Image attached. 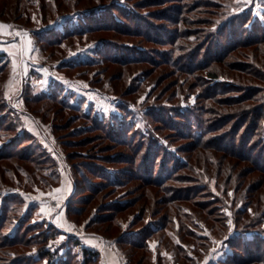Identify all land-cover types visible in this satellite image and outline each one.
<instances>
[{
  "label": "rangeland",
  "instance_id": "1",
  "mask_svg": "<svg viewBox=\"0 0 264 264\" xmlns=\"http://www.w3.org/2000/svg\"><path fill=\"white\" fill-rule=\"evenodd\" d=\"M0 25V264H264V0H0Z\"/></svg>",
  "mask_w": 264,
  "mask_h": 264
},
{
  "label": "trees",
  "instance_id": "2",
  "mask_svg": "<svg viewBox=\"0 0 264 264\" xmlns=\"http://www.w3.org/2000/svg\"><path fill=\"white\" fill-rule=\"evenodd\" d=\"M183 5L180 7V10H181V12H183ZM187 10V9H186ZM184 23H187V22H184ZM188 30V29H187ZM187 30H185V31H183V30H180V35H181V37L183 38L184 37V40H186L185 42H181V43H179V44H177L176 43V47L177 48H180L181 49V46H188V42L190 43V41H188V33L190 34V31H187ZM179 37V36H178ZM210 40V39H209ZM208 40V41H209ZM241 41V40H240ZM248 41H253V40H248ZM248 41H245V43L246 42H248ZM243 44V41L242 42H238V41H234L233 42V44H235V45H237V44ZM227 46H225V48H223V50H227V49H229V48H227ZM224 51V52H225ZM227 52V51H226ZM226 52H225V54H226ZM2 57L3 56H0V62H1V60H2ZM167 60H169V59H167ZM171 64H173L174 66H176V64L175 63H171ZM193 68V67H192ZM208 75L210 76V78L211 79H216L217 78V74H215V73H208ZM230 88H235V87H230ZM204 132L205 131H202L201 133H202V135H204ZM193 132H191L190 131V134H192ZM194 133H196V135L198 134V132H194ZM200 133V134H201ZM197 141V140H196ZM263 143H264V140L262 141ZM221 147L222 148H225V149H229L228 147H223V145H221ZM234 152H236V151H234ZM258 165H260V164H258ZM261 167V166H260ZM72 238H73V242H74V244L75 245H79L80 244V241H79V239H78V237H76V236H72ZM9 242H10V244L9 245H15L16 243H17V241H18V239H16V236H14L12 239H10V240H8ZM27 245V244H26ZM82 250H83V252H84V254L86 255V257H88V258H94L95 257V254H96V252H94L93 250H91V249H89V248H87V247H83L82 246ZM47 254H50V256H53V254H52V252H46ZM67 253H70V250H69V252H67ZM68 255V254H67ZM51 258V257H50ZM69 262H70V260H66L65 262H59V264H69Z\"/></svg>",
  "mask_w": 264,
  "mask_h": 264
},
{
  "label": "snow or ice",
  "instance_id": "3",
  "mask_svg": "<svg viewBox=\"0 0 264 264\" xmlns=\"http://www.w3.org/2000/svg\"><path fill=\"white\" fill-rule=\"evenodd\" d=\"M3 25H0V29H3ZM3 33L2 32H0V35H2ZM41 211H45V209L43 208V207H41ZM229 224H231V221H229Z\"/></svg>",
  "mask_w": 264,
  "mask_h": 264
}]
</instances>
